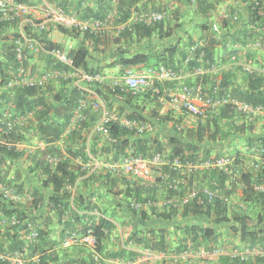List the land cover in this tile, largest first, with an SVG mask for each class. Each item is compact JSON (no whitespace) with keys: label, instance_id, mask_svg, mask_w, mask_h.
Segmentation results:
<instances>
[{"label":"crops","instance_id":"1","mask_svg":"<svg viewBox=\"0 0 264 264\" xmlns=\"http://www.w3.org/2000/svg\"><path fill=\"white\" fill-rule=\"evenodd\" d=\"M109 3L112 8L107 15H114L113 23L106 28V42L108 46L107 53L100 52L103 48L102 41L97 43L98 50H92L90 53L94 57L90 60L89 67L97 68V73L100 82L87 81L84 79L86 69L78 68L83 73L67 72L65 76L74 78V84L84 90V98H80L79 106L73 110L70 120L68 121L65 131L60 140L55 142L61 152L64 151L65 145L69 144L66 141L68 134L71 130L77 129L83 120L89 121L90 116L94 115L97 118V104L101 99L94 91L95 83L100 86L108 87V81L115 72L121 70L122 73L127 67L113 66L108 67L107 64L116 59L118 56L113 52L119 48L123 51L124 55H131L134 53H145L147 51H161L170 46H176L175 51L170 56L168 62L174 67H177L178 77L172 82L162 83V96L164 101L157 99L149 100L145 98L143 101L144 110L142 115L144 118L152 122L154 130L149 132L150 137L158 140L165 151L168 153L169 145L168 140L172 135H177L174 123L181 118V114L172 108L168 101V93L177 89L182 84L192 86L194 89L202 92L204 95H218L221 90L225 89L228 93H238L244 91L247 87L248 74L247 65H259L257 70L253 71L257 74L264 84V24L261 27L252 29L253 37L248 38L246 43L229 42L228 34L233 31H241L247 28L249 31L254 26L248 21L247 6L251 2H261L264 8V0H103ZM120 1L122 7H120ZM27 11L25 13L16 12L15 16L10 21L0 22V64L3 66L9 62L11 57L12 47L15 42V34L24 43L26 41L36 42H52L60 45L62 48L74 49L82 44L83 32L76 27L69 28V35L63 34L57 29V24L51 19L46 18L48 10L58 8L65 14L75 15L77 10H82L90 6L94 11L99 10L96 2L90 0H26L23 3ZM122 10H126L129 14L126 21L114 23L116 18L122 15ZM158 11L162 13V19L158 22L162 24V31L154 30L150 36H139L132 29V25L139 21V17L146 15L149 12ZM92 19V17L87 18ZM186 19V21H184ZM80 20V19H79ZM84 20V19H83ZM143 23V22H142ZM179 24V25H178ZM127 30L126 32H124ZM124 32V33H123ZM167 32V34H165ZM161 34V35H160ZM119 37V38H118ZM211 37L216 38V45L214 46V63L211 67L200 66L189 70L184 63V56L187 55V47L189 40H207ZM118 38L117 44L113 43V39ZM92 41L85 40L84 44L88 47ZM235 51L232 53V51ZM113 52V53H112ZM107 54V55H105ZM25 61L23 67L25 70V77L27 79L36 80L46 71L53 73L57 70L53 67L56 61L47 50L33 51L28 48L25 49ZM115 55V56H114ZM141 65V64H140ZM6 71V70H5ZM56 74L49 76L44 83L52 84L54 89L58 88L60 83L59 76ZM17 76V70H16ZM15 76V78H16ZM58 77V78H57ZM64 78V77H63ZM17 83V82H14ZM224 83L220 88V84ZM21 84V83H20ZM7 87H0V104L11 98V93L8 95ZM142 98V96H140ZM190 98L197 105H202V100L198 99L195 92L190 93ZM140 100V99H139ZM81 102V103H80ZM102 102V101H101ZM113 105L110 110L111 113H120V105H124L122 101H112ZM139 102H142L141 100ZM9 104V101H8ZM5 105H0V113L4 117H8L3 113ZM120 120L124 119V114L128 108L121 110ZM167 116V120L159 119L161 116ZM214 116L210 118H203L196 121L190 129H192L191 138L195 137L196 132L201 129L203 132V140L200 145L203 148L210 149V155L230 154L237 155L241 164L237 165V173L239 181H234V186L229 193L230 204L227 205V218L230 220L225 225H215L209 219L211 217L205 216H181L182 207L178 205L177 210H170L174 214L171 219L163 220L155 218L158 212H169L170 208L165 202L168 196L173 194V191L167 190L165 186L156 184L159 180H163L161 175L163 166L168 164L167 160L160 166L161 171H153V181L145 184L147 189L142 191V197L154 196L151 200L140 202V208L136 209V214L133 216L131 211L127 208V197L124 198L120 195L116 197L110 191L108 186L99 184V181H88L82 184V179L92 176H98L105 173L109 174L115 181L113 190L131 188L132 182H140L132 175L118 169L114 172L113 169L104 166L98 171L93 168H87L85 173L74 169L77 175V182L75 187H71L72 195L81 194L83 200H90L89 208L85 209L84 204L77 202L76 209L70 205L72 212L82 215L80 222H77L75 228L77 231L83 229V226L90 222H97L98 219L104 218L107 221L105 228V235L102 239L103 250L99 253L101 260L98 264H122L123 261H134V264H264V221L258 224L251 230L256 234V239H241L238 233H234L230 226L234 223L232 218L234 215L245 214L251 218L264 213V206L260 205L255 200L247 201L243 191V182L241 180V172L250 171L255 172L254 162L260 161V156L255 151L249 148L251 142H258L264 147V113L257 114L251 121L245 119L241 114L232 110L231 107L217 105L215 107ZM157 116V117H155ZM32 119V116H29ZM1 120V119H0ZM95 121V119H94ZM17 125H22L25 118L18 119ZM90 122V121H89ZM81 130V129H79ZM85 134L87 140L90 139V132L87 134V128L81 130V135ZM213 134V138L208 136ZM96 136V135H95ZM93 136L90 142L93 145L101 144L100 141ZM181 134V138L188 141L193 140ZM100 140L104 139L102 135L99 136ZM98 140V141H97ZM78 139H73V144H78ZM99 142V143H98ZM16 146L22 150V155L14 160L10 165H0V172L14 177L18 175L17 184H24L25 189L29 192L35 180L32 174L27 172V167L32 163L36 156V147H44L45 144L39 137L29 132L25 135V140L17 143ZM109 151L107 152L108 157ZM201 156V152L199 153ZM103 155V160L108 158ZM109 159V158H108ZM79 162V161H76ZM80 163V162H79ZM4 169V170H3ZM96 170V169H95ZM94 173H93V172ZM203 172V171H202ZM240 173V174H239ZM196 176V177H195ZM191 182L185 181L176 193L180 197H185L190 188L195 187L196 181L202 182L204 177L201 172L196 173ZM158 178V179H157ZM207 179L204 182L207 185ZM214 186L216 182H212ZM237 184L239 187H237ZM205 185V184H204ZM219 187V186H216ZM149 189V191H148ZM223 189V188H222ZM221 189V190H222ZM127 190V189H126ZM147 190V191H145ZM225 190V189H224ZM52 191L49 192V195ZM129 199V198H128ZM14 200L24 202L25 197L21 200L19 197ZM58 209V210H57ZM147 213L148 219L139 217L140 211ZM59 213V208H53L47 215H50V237L58 238L57 233L60 231V226L55 224L54 214ZM65 218V217H63ZM214 218V216H212ZM183 224H197L203 228L213 229V235L210 237L209 247H216L213 251L208 252H179L175 250L177 244V231L174 225ZM36 228V227H35ZM154 228L156 233L150 234L149 230ZM164 230V240L166 251L161 252L160 256H156L155 260L151 262L142 261L139 258L141 252L146 248L142 243L132 241L130 234L136 230L139 233L142 241L148 242V237H156L157 230ZM68 231V230H67ZM67 231H64V235ZM72 245V244H71ZM70 245V246H71ZM62 246V245H61ZM70 246L66 248H70ZM78 251L83 250L82 253L90 254V246L88 243L76 242L73 244ZM234 252H246V260L243 262H233L230 254ZM113 253H118L119 256H113ZM123 253L127 257H120ZM79 256V255H78ZM80 256V257H81ZM224 257L228 259L223 260Z\"/></svg>","mask_w":264,"mask_h":264},{"label":"trees","instance_id":"2","mask_svg":"<svg viewBox=\"0 0 264 264\" xmlns=\"http://www.w3.org/2000/svg\"><path fill=\"white\" fill-rule=\"evenodd\" d=\"M14 1L18 3L26 2V0ZM95 2L97 3L99 10L94 11L90 6H87L82 10H77L75 14L76 17L80 20L90 17H92V19L105 18L112 6L103 0H95ZM120 7H122L121 1ZM247 7L248 21L254 27L251 28L250 31L247 28H244L239 32L233 31L232 33H229L228 38L231 44L236 42L241 44L246 43L248 38L253 37L252 29L255 27H261L264 24V8L262 3L251 2ZM121 11L123 12L122 15L114 20L116 25L119 22L126 21L129 17L126 10L121 9ZM184 21H186V19ZM0 22L3 21L0 20ZM56 26L58 31L69 35V30L67 28L60 25ZM132 29L136 35L146 37L150 36L156 29L161 32L162 24L161 22H153L152 24L136 22L132 25ZM126 31L127 30L124 32ZM165 34H167V32H165ZM106 35V29L97 33L83 32L82 44L74 49L68 50L69 55L72 58V65L67 66L56 61L53 67L57 71L66 73L68 71L72 72V70L76 68H82L86 69L88 73L96 74L98 72L97 68L93 66L89 67L90 60L94 58L90 53V47L92 46V50H98L99 48L97 47V43L102 41L103 48L100 49V52L104 53L105 51V53H107L108 44L106 42ZM118 38L113 39L114 44L119 42ZM16 39H19L17 34H15V40ZM85 40H88V42L92 41L90 46L87 47L84 44ZM194 42L195 40H189V44ZM44 44L46 49L60 47V45L49 41H44ZM215 45V37L205 40V46L202 48L203 53L199 54V50L195 52V55L185 63L187 65V69L193 70L199 67L200 63H202L203 66L211 67L214 63ZM10 47L12 48V51L9 62L5 63L3 66L0 64V87H7V94L9 95L11 93V98H8L7 101L0 104L5 105L3 113L6 116L8 115V117H4L3 114L0 113V165H10L14 160L21 157L22 150L19 149L16 144L25 140V135L31 131L35 136L37 135L39 137L45 146L36 147V156L34 157L32 163L27 167V172L32 174L35 180V185L32 186L29 192L25 189L24 184L15 183L18 178L17 174H15L12 178L5 174L4 169V173L0 172V183L10 188L13 194L18 196L20 200L25 197V200L22 203L19 202V200H11L10 198L4 197L0 194V218L3 216L7 218L15 216L17 220L15 224L0 225V251L10 255L20 253L24 259H31V264H98L92 259L90 254L82 253L83 255L81 256L80 253L83 250L78 251V249L73 245H71L70 248H64L61 246L64 231L69 229L77 231L75 225L77 222H80V219L83 217L77 213H70L73 211L70 205L78 209L76 203L80 202L82 204L85 203V209L90 207V200H87L86 203V200H83L81 194L77 195L76 193L72 195V190L69 189V187H75L77 182V175L73 170H79L81 172L80 174L85 173L87 168L84 167L83 164L87 163L90 157L99 160L98 162H114L118 159V156L124 154L126 149H132L135 153H139L144 157H151L157 152H163L167 154L169 162L179 160L181 164H185L187 162L198 163L209 158L211 156L210 149L203 148L200 145V142L204 137L201 129L196 132L194 138H191L193 136H191L192 129L190 128L185 130L183 133H180V135H172L168 140L170 148L167 153L165 151V147H163L158 140L150 137L149 132L136 134L133 129L124 126L120 121H118L121 116V110L128 108V111L124 114L123 118L150 122L142 115V111L144 110V106L142 104L145 98L149 100L157 99L158 96L162 94V84H154L157 92L150 89L140 95H133L129 92L121 91L118 88L100 86L98 83H95L92 84L95 87L94 91L99 96L108 111L112 108V101H122V103H124V105L121 104L119 107L120 113H114L119 117H117L118 120H110L106 123L109 135L114 140L112 142L106 140L105 138L100 140L99 136L102 134L96 132L92 134L90 139L96 135L95 139L97 138L101 144H96L94 146L93 142H90V139L89 141L87 140L85 134L81 135L82 129L87 128L88 134L98 124L100 111L99 108H97V118L94 115H91L89 120L90 122L83 120L77 129L71 130L66 138V141L68 140L69 144H66L64 151L61 152L60 148L55 145V142L60 140L62 134L64 133L66 125L70 120V116L73 110L77 108L80 98H84V90L74 84V78H63L62 76H59L61 81L59 84H56L58 85L56 90L52 84L46 83L42 85L12 83L14 82L19 63L16 61L14 56V46L12 47L11 45ZM175 48L176 46L173 45L164 48L161 51H147L145 53L138 52L129 56L124 55L123 51L117 48L113 52H115L118 57L108 63L107 66L113 67L118 65L124 68L140 64L145 66L164 64L172 67L174 70H177V67H174L168 62L170 56L175 51ZM233 52L235 51L233 50L232 53ZM199 55H202L201 58H199ZM256 67H259V65H256ZM222 86L224 88L225 84H220V88ZM221 91V95L228 93L225 89ZM228 94L252 105L260 104L264 106V84L261 78L254 72L248 74L247 87L244 91ZM140 96H142V98ZM139 99L142 102H139ZM29 116H32V119ZM22 118H25L24 124L14 125V128L9 133H4L8 120L10 122H16L18 119ZM159 119L167 120V116H161L158 120ZM181 134H185V137L193 140H189L188 142L181 138ZM208 137L213 138L214 136L212 134ZM73 139H78L80 142L78 144H73ZM249 145V148L251 149L253 142ZM108 151L110 152V157L107 155ZM200 152L201 156L199 157ZM103 155L109 159L105 158L103 160ZM49 157H54L56 161L54 163L50 162ZM76 161H79L80 163ZM169 162L163 166V175H166V178H162L163 180L156 182L157 185L165 186L167 187V190L172 192V189L169 188V182L170 179L175 176V173L184 177L187 182H191L192 179L196 177V173L198 174L201 172L204 176L202 178V182L196 181V183H194L197 184L195 185L197 190L198 187H202L204 184L206 185L204 180L207 179L206 182L209 188L212 189L219 186L216 188L220 189L221 194L226 195L227 193H230V191L224 190V183L227 176L223 172L215 169L210 171H203L199 169H192L190 171L185 169L181 170V167L175 168L170 165ZM241 163L242 161L239 160L237 155H235L234 164L239 165ZM254 163L256 164V162ZM257 164L258 167L255 168L254 173L250 171L241 172L240 178L244 186L243 191L245 199L247 201L255 200L260 203L261 206H264V191L260 192L254 189L257 185H264V161L260 160ZM100 168L104 167L100 166L98 168H94V171L96 172ZM110 177L111 176L107 173L104 175L100 174L98 176L93 174L92 176L82 179V184L87 183V180L92 182L98 180L99 184L108 186L109 191L116 197H119L120 195L123 198L124 196L127 197V208L131 211L133 216L137 212L136 209L131 208L132 201H152V199L155 198L154 196L142 197V191L147 188L139 179L138 180L140 182H132L131 188L127 187V190H113L116 182L112 181L111 179L113 178ZM212 182H216L217 185L214 186ZM50 191H52L51 195H49ZM180 205L182 207L181 216L183 217L188 215L195 217L201 215L208 218L211 217L209 220L217 226L225 225L230 221L227 218V205L218 198H215L212 202H208L202 192H198L197 195L192 197V199H190L187 203ZM54 207L59 208V213L56 215L54 214V216L55 224H59L58 226L61 228L57 233V236H59L57 239L50 237L51 229L49 226L53 220L50 215H47L49 211H53ZM167 209H169V212H158L155 214V218L163 220L171 219L174 214H172L170 210L174 211L177 210V208L170 207ZM138 213L140 218L148 219L147 213L143 210ZM212 216H214V218H212ZM232 221L234 223L230 226L231 230L234 233H238L242 240L246 238L255 241L254 239H256V233L251 229L264 221V213L262 216L259 215L256 218H251L245 214H237L234 215ZM106 226L107 221L101 217L97 222H90L83 226L84 232L87 229L92 230V233L95 236L96 250L99 253H102L103 250L102 239L105 235ZM34 227H36L37 230V237L35 240H31L28 237L31 229ZM174 228L177 231V244L175 246L177 253L195 252L197 250L213 251L214 248H216L209 247L210 237L214 234L213 229L203 228L197 224L174 225ZM155 231L156 230L152 228L149 230V233L154 235L156 233ZM164 233V230L159 229L157 230L156 237L151 238V235H149L148 242H146L142 241L138 231L134 230L130 234V239L138 243L143 242L146 248H150L156 252H165L166 247L163 236ZM35 255L37 257L34 259L33 257ZM112 255L114 257L119 256L118 253H113ZM124 256L127 257L123 253L120 254V257ZM32 258L34 260H32ZM223 258V260L228 259V256L227 258L223 256ZM233 262L241 261L233 259ZM0 264L11 263L7 260H3L0 261Z\"/></svg>","mask_w":264,"mask_h":264},{"label":"built area","instance_id":"3","mask_svg":"<svg viewBox=\"0 0 264 264\" xmlns=\"http://www.w3.org/2000/svg\"><path fill=\"white\" fill-rule=\"evenodd\" d=\"M91 2H95V0H90ZM27 11L26 7L23 3L15 2L14 0H0V20L1 21H10L14 18L16 12L25 13ZM162 13L158 11H152L147 13L146 15H142L139 17V21H142L146 24H152L153 22H158L162 19ZM46 18L51 19V21L55 22L57 25H60L64 28H71L76 27L78 30L82 32L88 33H97L108 26H110L113 22L114 15H107L105 18H93V19H84L79 20L76 15H68L65 14L62 10L55 8L54 10H48L46 12ZM203 46H205V40H196L194 43H191L187 47V55L184 58V63L188 62L194 55L195 52L198 50L200 51L199 54L203 53ZM28 48L33 51L45 49L48 51L49 54L53 56L55 61L71 66L72 65V58L69 55L68 49L58 47L52 49H46L45 44L43 42H32L26 41L25 43L20 40L16 39L14 42V56L16 61L19 63L17 67V76L14 79V82L22 83V84H37L42 85L44 84L45 80L51 76L56 74H62L61 76L67 78L66 72L57 71L55 73L51 71H46L40 75L39 78L36 80L27 79L24 75L25 70L23 67V62L25 60V49ZM202 55H199L201 58ZM247 72L251 73L257 70V67L253 65H247L246 67ZM73 73H80L83 72L78 70V68L72 70ZM178 77V71L174 70L170 66H166L164 64H158L156 66H145V65H136L127 67L125 71L121 75L112 76L108 81V87L110 88H118L121 91L129 92L133 95H140L145 93L148 90H152L157 92L154 84H162L164 82H172ZM84 79L87 81H96L100 82V78L98 74L92 73H85ZM12 82V83H14ZM195 92V95L198 99L202 100V105H197L192 101L190 98V93ZM168 101L171 104L172 108L179 112L181 118L174 123L175 130L178 133H183L185 130L192 127V125L203 118L208 117L212 118L215 113V107L217 105H222L225 107L230 106L232 110L241 114L245 119L251 121L254 116L260 113H264V106L263 105H252L245 101L239 100L238 98L225 93V94H218L216 96L204 95L202 92L194 89L192 86L187 84H182L175 90H172L168 93ZM158 100L164 101L165 98L162 95L158 96ZM81 103V102H80ZM97 104V108L100 111V118L98 124L90 131V136L93 133L99 132L103 135V137L112 142L114 139L109 135L108 127L106 123L110 120H118V116L114 113H111L105 108L103 102L99 101ZM79 106V104H78ZM77 106V107H78ZM116 120V121H117ZM124 126L131 128L135 131L136 134H142L144 132H151L154 130V125L151 122L143 121V120H136V119H122L118 120ZM14 125H17V122H10L8 120L4 133H9L13 128ZM251 150L258 153L260 158L264 161V148L253 144ZM169 159L167 154L163 152H157L153 154L151 157H144L141 154L135 153L132 149H126L124 154L118 156V159L114 162H109L103 164L106 167L113 169L114 171L117 169L122 170L125 173H128L139 179L144 184H148L153 181V171H161L160 166L163 164L164 161ZM234 157L222 154V155H213L209 158L198 162V163H191L187 162L185 164H181L179 160H173L169 162L170 165L174 166L175 168L181 167V170H194L199 169L203 171H210V170H219L226 174L227 179L224 183V189L226 191H231L234 186V181L238 183V176L236 177L237 170L234 168ZM50 162H55L56 159L54 157H49ZM86 168H98L100 166V162L97 159L90 157L87 163L83 164ZM258 167V164L254 165ZM163 178H166V175L161 174ZM186 179L182 176L177 175L173 176L169 182V188L172 189L173 194L166 198L165 202L171 208H176L180 204L187 203L192 197L196 196L198 192H202L208 202H212L215 198L223 201L226 205L230 204V197L227 193L226 195L220 193V189L218 188H209L207 185L197 188L193 187L190 188L189 192L185 195V197H180L176 192L179 191V188ZM70 189V187H69ZM254 189L258 191H264V185H257ZM0 194L4 197H8L11 200L17 199L18 196L13 194V192L8 188L6 185L0 183ZM140 202H131V208L139 209ZM17 222L15 216L10 217H1L0 218V225H11ZM37 236V231L32 230L30 232L29 237L34 239ZM76 242L81 243H88L90 246V255L92 259L99 263L101 260V256L99 252L96 250L95 244V236L92 233L91 229H87L84 231H75V230H68L66 235L62 240V246L67 247L71 244ZM201 252H208L206 250H201ZM161 252H156L150 248H145L138 259L146 262H151V260H155L156 256H160ZM20 253L14 254H7L5 252L0 251V261L7 260L11 264H29L28 260H24L20 258ZM246 252H234L231 253L230 256L232 258H237L239 260L246 259ZM36 258V256H35ZM34 258V259H35ZM33 259V260H34ZM122 264H134V261H123Z\"/></svg>","mask_w":264,"mask_h":264},{"label":"clouds","instance_id":"4","mask_svg":"<svg viewBox=\"0 0 264 264\" xmlns=\"http://www.w3.org/2000/svg\"><path fill=\"white\" fill-rule=\"evenodd\" d=\"M253 144H256V145H259V146H261V147H263L260 143L258 144V142H253ZM250 147V146H249ZM252 147V146H251ZM264 148V147H263ZM257 153V152H256ZM219 155H222V154H219ZM227 155H230V154H227ZM230 156H233L234 158H235V156L234 155H230ZM260 160H262V158H260ZM256 164H257V162H256ZM233 165H234V168L237 170L238 168H237V165H235L234 163H233ZM254 165H255V163H254ZM254 168H257V167H255L254 166ZM240 174V173H239ZM238 176V175H237ZM239 179V178H238ZM244 187V186H243ZM256 190V189H255ZM256 191H258V190H256ZM260 192H263V191H260ZM230 193H231V191H230ZM229 194V193H228ZM4 217V216H3ZM32 230H36V228L34 227L33 229H31V231ZM69 230H72V229H69ZM37 231V230H36ZM80 231H83V229L82 230H80ZM66 235V234H65ZM64 235V236H65ZM64 236H63V238H64ZM37 237V236H36ZM36 237L34 238V239H31L30 237H28L29 239H31V240H35L36 239ZM63 238H62V240H63ZM62 240H61V245H62ZM73 245V244H72ZM64 247V246H63ZM68 247V246H67ZM64 248H66V247H64ZM21 255V254H20ZM36 256V255H35ZM35 256L33 257V258H35ZM91 256V255H90ZM37 257V256H36ZM33 258H32V260H33ZM232 258V257H231ZM22 259H24L23 257H22ZM232 259H237V258H232ZM24 260H28V262L31 260V259H24ZM238 261H241V262H243V261H245L246 259H244V260H239V259H237ZM31 262V261H30Z\"/></svg>","mask_w":264,"mask_h":264},{"label":"rangeland","instance_id":"5","mask_svg":"<svg viewBox=\"0 0 264 264\" xmlns=\"http://www.w3.org/2000/svg\"><path fill=\"white\" fill-rule=\"evenodd\" d=\"M107 47V46H106ZM104 48H105V45H104ZM115 74V76H117V75H121L122 74V71L121 70H119V71H117V72H115L114 73ZM99 161V160H98ZM107 163V162H106ZM103 164H105V163H103V162H100V166H102V167H104V165ZM99 166V167H100ZM238 181H239V179H238ZM237 187H239V185L237 184ZM197 252H201V250L200 251H197ZM20 256V258H22V255H19ZM29 264H31V262L29 261L28 262Z\"/></svg>","mask_w":264,"mask_h":264}]
</instances>
